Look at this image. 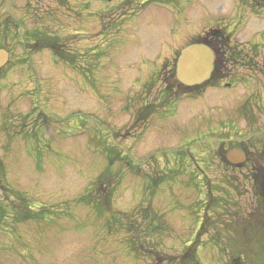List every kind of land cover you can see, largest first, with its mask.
<instances>
[{"label":"rangeland","instance_id":"rangeland-1","mask_svg":"<svg viewBox=\"0 0 264 264\" xmlns=\"http://www.w3.org/2000/svg\"><path fill=\"white\" fill-rule=\"evenodd\" d=\"M10 16L0 27L11 52L0 74V264H192L190 248L195 264H226L228 246L254 233L246 253L262 262L251 181L176 172L193 102L167 105L161 144L149 141L151 125L130 127V104L142 112L145 79L169 75L178 53L213 30L242 48L226 70L264 79V0H14ZM38 29L73 63L33 50ZM242 92L214 106L226 113ZM18 205L29 216L18 219Z\"/></svg>","mask_w":264,"mask_h":264},{"label":"flooded vegetation","instance_id":"flooded-vegetation-1","mask_svg":"<svg viewBox=\"0 0 264 264\" xmlns=\"http://www.w3.org/2000/svg\"><path fill=\"white\" fill-rule=\"evenodd\" d=\"M13 7L14 0L9 13L0 18L2 30L7 27L6 20L11 18ZM20 26L23 27L21 24ZM218 34L222 36L220 32L207 33L203 39H199L211 41L216 49L217 58L210 78L200 85L191 87L184 86L170 74L157 76V79H145L142 85V90L145 91L142 93V112H138L136 102L131 101L130 127L133 129L136 123H144V131L147 125H151V129L147 130L152 134L149 141L161 144L165 140L159 134L163 130L161 125L164 122L161 114L167 105L181 104L183 101L193 102L195 111L190 118L193 120V126L186 132L180 131L177 139L181 145L176 152V172L189 179L200 180L213 177L215 170L218 169L227 179L250 180L257 210L259 209L261 217L264 218V79H253L254 77L236 79L233 73L226 70L230 64L233 66L239 63L238 58L243 57L242 48L230 43L227 34L225 37H219ZM26 35L27 30L24 29L20 33V38L23 40ZM29 35L30 47L33 50L46 51L60 60L65 59L67 55L70 56L59 43L54 42V37L46 34L43 29L31 31ZM5 50L8 52V62L0 73L11 61L10 50L7 48ZM20 62L23 63V58ZM28 63L29 61L26 64ZM238 86L245 92L238 97L241 99L237 106L226 113L221 111L224 107L214 106L216 100L224 106L229 98L236 99ZM206 100L210 103L207 104ZM155 114L158 117L154 118ZM214 118L216 122H213ZM186 137L191 139L184 146L182 141ZM161 147L164 146L158 145L155 148L160 150ZM193 148L199 152L193 154ZM253 222L247 223L249 227L253 228ZM207 228L209 229V225ZM248 240L256 241L257 235L254 233Z\"/></svg>","mask_w":264,"mask_h":264},{"label":"water","instance_id":"water-1","mask_svg":"<svg viewBox=\"0 0 264 264\" xmlns=\"http://www.w3.org/2000/svg\"><path fill=\"white\" fill-rule=\"evenodd\" d=\"M11 0L0 1V17L8 12ZM7 61V54L0 50V68ZM215 61V52L204 44L190 45L180 52L176 62V79L186 86L200 84L208 79Z\"/></svg>","mask_w":264,"mask_h":264},{"label":"trees","instance_id":"trees-1","mask_svg":"<svg viewBox=\"0 0 264 264\" xmlns=\"http://www.w3.org/2000/svg\"><path fill=\"white\" fill-rule=\"evenodd\" d=\"M170 75H174V66L171 69ZM29 212L27 209H23L20 205H18V219H23L29 216ZM3 217H5V208L4 206L0 203V222L3 220ZM232 231V230H229ZM240 242V241H238ZM236 239V243L233 241L232 247L227 248V251L229 252V257L227 259L226 264H252L251 261H253L249 254L246 253V250L248 251L250 247H253L252 245L254 244V240H246L242 243H238ZM226 248V245H225ZM245 248V250H244ZM223 250V249H221ZM191 248L187 250V256L190 255L189 262L193 261V257L190 254ZM264 254V252H263ZM260 260L254 261L253 264H264V259H262V262L260 263Z\"/></svg>","mask_w":264,"mask_h":264}]
</instances>
